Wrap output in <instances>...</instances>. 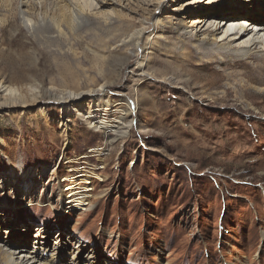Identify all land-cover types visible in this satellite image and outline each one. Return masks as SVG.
<instances>
[{"label":"rangeland","instance_id":"rangeland-1","mask_svg":"<svg viewBox=\"0 0 264 264\" xmlns=\"http://www.w3.org/2000/svg\"><path fill=\"white\" fill-rule=\"evenodd\" d=\"M25 1L33 16L70 1L108 27L28 32L18 0H0V80L21 94L0 108V247L29 263L37 244L6 243L22 247L40 227L48 248L33 264L57 252L54 264L87 263L92 250L102 264H264V90L253 84L263 70L209 42L222 35L205 31L213 19L184 38L190 0ZM142 19L140 47L122 43ZM89 49L103 50L102 67ZM101 73L113 83L77 100L82 114L68 121L46 99Z\"/></svg>","mask_w":264,"mask_h":264},{"label":"bare ground","instance_id":"bare-ground-1","mask_svg":"<svg viewBox=\"0 0 264 264\" xmlns=\"http://www.w3.org/2000/svg\"><path fill=\"white\" fill-rule=\"evenodd\" d=\"M162 1L165 2L164 3L165 7L169 6L166 3L167 2L166 0H162ZM27 2L28 1H25V0H18L17 6H18L19 23L28 32L39 31V30L44 31V30H49V29H51L52 31L53 29L54 32H56L58 36H64L66 34L68 35V33H71V31H74L76 28L86 27V31L88 30L93 36L96 33V31H98V29H102V31H104L105 30L104 28L108 27L107 25L97 27L96 20L88 16L86 12L82 10V7H80L78 4L77 5L74 3L72 4V2L70 1H69V4L71 5H69V7H66L65 9H61L58 14H51V13L47 14L46 13L42 15L35 14V16H33L34 14L30 15L27 13L28 12L26 9L28 7ZM257 2H258L257 0H248V2L243 0L241 4L237 3V4H234L233 6L231 5V6H224V7H216L218 3H216V1L214 0H190L189 2L186 3L189 5L187 9L192 10L191 12L195 11V13H197L196 14L197 17L192 19L193 21H191V23L186 26V28L182 32V35L184 36V38L186 37L192 38L193 36H196L198 33V31L196 32L195 30L196 27H198V25L203 26L206 24V22L209 19H213L211 20L210 24L207 25V27L205 28V31L210 32L211 35L213 36L218 33H221L222 35L219 39H216V38L210 39L209 42H211L212 45H214V47L221 50L222 52L230 51V54L233 57H244L245 59L252 61V63L256 65L255 69H259V71L263 70L261 73V76L259 78L257 77L258 79H256L253 82V84L257 86L259 90L262 91L264 90V14H263L264 13V1L261 3H257ZM249 4L250 6L251 4L254 5L255 12L252 11ZM256 6L259 8H256ZM208 8H212V9H208ZM245 15L246 17H242ZM141 22L144 25L141 24L138 28L132 30L127 36L123 37L121 40L122 43H126L128 41L131 42V40H133L135 41V45L139 44V47H140V42H142V39L145 33L150 28V24L149 26L147 25L145 26V23L147 24L148 21L142 19ZM177 23H181V22L178 21ZM255 24H256V27H255ZM153 28H156L157 30L161 29L160 26L155 25V24H153ZM200 29L201 27L199 28V30ZM79 31L76 30L75 32L78 33ZM54 37H51V38H54ZM159 39L160 37L151 38L150 40L151 45H153L154 43L156 44L160 43ZM99 40H100V37H99ZM101 42H104V41L101 40ZM89 50L92 53L93 60L97 61V64L100 67H102L103 62H105L106 60V55L104 54L103 50H94V49H89ZM150 57L148 56L144 60L145 70L148 69L147 67L150 65L149 64ZM127 63L128 61L124 59L123 62L119 63V66L117 64L118 66L117 68H120L123 66L126 67ZM68 67L63 65L61 68L63 70H68ZM107 74L108 73L106 74L101 73L102 75L101 81L104 80ZM144 74H148L150 77L153 76L152 72L146 73L143 71L139 73V75H144ZM66 79H67V76H66ZM166 79L168 78L162 76L159 80L165 81ZM243 81L247 82L248 84L247 77H245ZM93 82L94 80L91 81L90 83L91 86L78 87L75 90L62 89L60 91H57L56 89L51 88L49 90H46V93H47L46 99L51 102H54L57 106H59V108L62 110V116L65 117L66 121H68V117L72 114V111L75 112L77 115L82 114L81 112L78 111L76 107L77 100L81 99L85 95L98 94L102 91H106V88L113 83L112 80H105L99 84H93ZM19 97H21V94L16 89L9 87L8 85L4 83V81L0 80V108L15 105ZM242 97L244 98L245 95ZM63 124H64V121H63ZM39 228L40 227L33 228V230L36 229L37 231L34 236L35 239L30 241V239L25 238L26 240L23 242L22 247L18 246V244L15 243L14 240L6 243V245H9L10 247L15 246L17 249H19V252H22L23 249H26V246L27 248L28 246H30V242L37 244L34 246V248L38 251H41V253H38L37 251H30L31 253H33V255L31 257L32 261H30L29 263L33 264V263L38 262L39 261L38 258L43 257L42 255L46 254L47 252L45 250L43 251V249L40 248L39 244H42V245L44 244L45 245L44 249L48 248V245H47L48 239L45 238V236H43ZM30 229H31V226L29 227L27 226L26 228L27 234L30 231ZM60 236H61L60 237L61 239L62 234H60ZM38 239H43V240H38ZM1 252H2V264H29L26 259H24L25 261L23 260V258H25L24 256H21L22 259L19 258L21 260V261L19 260L20 263H18L19 261L18 262L14 261L13 256L14 254L18 252L11 253V252H8L7 250L4 251L2 247H0V253ZM92 252L94 253L87 255V258H88L87 263H82V260H81L82 256L81 258L79 256L76 258L75 262H72L71 264H102V263H98L99 262L98 259L100 255L96 254L94 250H92ZM38 254H41V255H38ZM56 254H58V252ZM56 254L50 257L51 260L49 262L47 261V262L38 263V264H54L55 260H63L64 256L58 257V255ZM59 264H63V263H59ZM110 264H116V263H110Z\"/></svg>","mask_w":264,"mask_h":264}]
</instances>
